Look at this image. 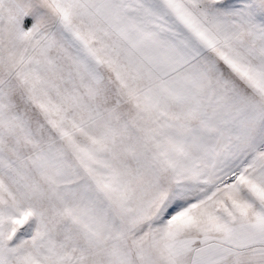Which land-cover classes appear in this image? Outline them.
<instances>
[{
	"label": "snow or ice",
	"instance_id": "snow-or-ice-1",
	"mask_svg": "<svg viewBox=\"0 0 264 264\" xmlns=\"http://www.w3.org/2000/svg\"><path fill=\"white\" fill-rule=\"evenodd\" d=\"M0 264H264V0H0Z\"/></svg>",
	"mask_w": 264,
	"mask_h": 264
}]
</instances>
